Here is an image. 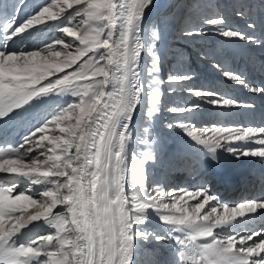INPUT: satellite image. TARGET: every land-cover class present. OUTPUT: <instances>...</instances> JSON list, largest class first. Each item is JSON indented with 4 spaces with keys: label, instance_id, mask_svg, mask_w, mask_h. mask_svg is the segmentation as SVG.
<instances>
[{
    "label": "snow or ice",
    "instance_id": "snow-or-ice-1",
    "mask_svg": "<svg viewBox=\"0 0 264 264\" xmlns=\"http://www.w3.org/2000/svg\"><path fill=\"white\" fill-rule=\"evenodd\" d=\"M152 6L153 0H50L23 17L21 0L11 11L4 6L0 121L49 96L72 99L33 123L17 146L0 147V173L7 174V185L0 187V264H138L144 242L169 239L175 240L178 255L156 264H264V229L240 233L224 227L237 216L264 210V200L229 207L205 188H168L149 176L146 165L158 160L152 148L155 138L149 127L138 131L137 118L144 124L153 121L161 111L160 85L165 83L159 75L162 32L155 23L147 32L143 27ZM38 26L54 27L64 36L36 48L10 47L19 38L42 32ZM209 34L259 43L254 35L227 26L224 16L204 14L185 30L187 36ZM145 55L149 59L142 66ZM213 67L249 92L264 94V87L251 84L243 72L219 62ZM192 79L187 72L169 73V92ZM187 92L197 101L167 111L194 113L201 100L215 109L253 107L214 90L189 87ZM166 126L180 128L213 161L218 150L237 158H264V127H197L184 121ZM137 143L144 146L139 155ZM34 151L38 154L32 155ZM21 178L29 189L14 194ZM32 185L40 189L33 191ZM201 196L203 200L197 199ZM192 199L197 202L188 205ZM210 201L216 204L201 215ZM29 206L38 210L24 217ZM153 216L165 226L163 233L147 227ZM41 220L54 231L22 241L20 230Z\"/></svg>",
    "mask_w": 264,
    "mask_h": 264
},
{
    "label": "bare ground",
    "instance_id": "bare-ground-1",
    "mask_svg": "<svg viewBox=\"0 0 264 264\" xmlns=\"http://www.w3.org/2000/svg\"><path fill=\"white\" fill-rule=\"evenodd\" d=\"M174 1L175 0H153V6L149 10H147L146 15H145V22L143 25V27L145 28L147 32L148 30H150V21L153 20L154 18L157 19L158 22L156 25L158 26V29L162 32L163 39H169L171 43L170 45L172 46L174 44H177L176 40H178L179 37H183L184 39L182 38L183 43L181 46L186 47V48H192V45L195 44L194 42L196 41V39L191 40V38L193 37L185 35V30L191 27L192 25H194L195 23H197L198 20H200L202 15L207 14V12L211 10V8L209 7L213 6V1H215V6L219 7L220 9L219 12L222 13V15L225 17V22L226 24L229 25V27L236 28L238 30L239 28H238V25L236 26V21L240 20V18H245L251 21L253 20L256 23V27H257L256 29L257 31L255 32L254 36L257 38V40L260 39V36L258 34L260 31L264 36V0H249V3L247 4V7H246L247 10H249V12L245 13V15L244 14L237 15L238 12H242L240 8V4H238L237 2L238 0H229L230 2H228V0H185L187 4L188 14L186 13V15L182 16L179 20V21H182V23L179 24V26H181V28H179L181 29L180 30L181 32L179 33V37H178L179 31L175 32L176 35L173 34V31H171L173 27H169V22H168L169 20H165L164 18H161L166 14L164 12L172 6ZM178 1H182V0H178ZM16 2L17 0H9V1L7 0L3 3L0 2V16L3 15L5 5H7L9 8V11H11V5ZM199 2L200 4L201 3L205 4L202 7L203 9L202 8L199 10L197 9ZM41 3L45 4L47 2L46 0H42ZM188 4H191V5L189 6ZM238 6L239 8H237ZM36 7H28V6H24L21 4V11L19 13V16L23 17L26 13H31ZM55 23H58V21L48 22V24L50 25L55 24ZM38 27L42 28L43 31L42 32L36 31L31 36H24L22 38H19L16 40L14 45L10 43V47L36 48L39 46V43H42L40 42V40L46 41L49 38L54 37V35L61 34V32L56 30L54 27H50V28H44V26H38ZM208 36H212V38L206 47H211L212 45L216 47L217 41L219 39L217 37L218 35L209 34ZM204 37L207 38V36H203V38ZM67 39H71V38H67ZM145 39H147V36H145ZM202 41H205V40H202ZM230 42H231L230 47H231L232 57L233 59H235L236 64L237 65L240 64L241 67H244V68L248 66L249 68V70H247V67H246V72H245V76L247 77L248 81H250V83L253 84L254 86L264 87V49L260 50V48L250 46L254 44L245 45L242 41L240 43H238L237 41H230ZM40 46H43V44H40ZM181 51L183 50L181 49ZM191 52L194 53V49ZM214 52L218 53L217 48H215ZM177 54L179 57L180 54L178 52ZM185 56L183 55V57ZM194 56L196 57V53ZM209 57H211L212 59L211 61L214 64L219 62L221 65H223L222 64L223 56L217 57L216 55L210 54ZM200 58H202V56L192 58L191 61H189V62L195 61V63L192 64L194 66H192L189 63L187 67H181V69L178 70L180 72L190 73L193 76L192 80L186 81L187 87L188 88L191 87L194 89H201L202 86H204V84L206 88L212 84V87H213L212 90H214L216 87H217L216 88L217 90L221 89L220 87H222L225 84V82H223V78L225 79V77L223 76L222 71L221 70L216 71L218 69H216L213 66H212L213 68L203 67L204 65L197 63V60H199ZM147 60L148 58L145 55L142 59V66H143V63ZM174 62H175L174 60L167 61V63H169V68H171V64L173 65ZM196 66L198 67V70H196L197 68ZM201 68H205V69L201 71ZM206 71L207 72L209 71L210 75ZM247 72H249L248 75L246 74ZM159 75H160V78L164 80L166 83V80L162 78L161 73ZM250 78L252 80H250ZM200 80H202V82H199ZM165 83H163L162 85H164ZM162 85H160V91L163 92L166 90V87L163 88ZM195 86H198V87L195 88ZM183 88L185 89L184 92L187 93L186 95H188L189 93L187 92L186 88L182 86L181 89ZM235 91H234V94L233 93L231 94V98H234L244 104L253 105V107L250 109L248 108V110L244 109L245 111L242 112L243 115L254 113L252 115H259L263 117L264 119V94L261 95V99L260 98L254 99V98H249L245 95H242L243 94L242 91L238 90L242 94L238 92L236 93ZM177 94H182V93L178 92L176 93V95ZM186 95H183V98L186 97L188 99ZM192 96L193 95H190L189 100L194 101V102L197 101L195 100L196 98L191 99ZM51 97L52 96L44 98V102L34 101L32 108L28 109L27 111H22L18 113L11 120L0 121V142L5 141L6 139L8 140L10 138L14 141L15 140L20 141L22 136L27 133V131L29 130V128L32 126L33 123L40 121L43 117H45L48 114V112L50 111L48 104H49V99ZM200 103H201V108L197 110L196 112L191 113L192 117L200 118L201 116L203 117V119L206 118L207 120L209 119L210 121L212 115H215V113H212L213 109H209L207 106H210V105H207V103H205L203 100H201ZM203 106H206V107H203ZM228 114L230 115L232 114V112L225 111V115L227 116ZM158 116L159 115L155 116V118ZM186 116L188 117L190 116V114L188 113L186 114ZM140 121H142V119L138 117L137 118L138 124ZM153 125H156V124H153ZM156 126L158 127L159 125H156ZM171 134H172L171 139L169 138L167 139V141L169 142V144H171L170 147L173 151L171 149L167 150L166 149L167 147L164 148L162 146L163 144H160L159 141L156 139L152 145L153 150L157 154L158 160L155 163L150 161L149 164L146 165L150 178H152L153 180H159L161 183H163L167 187L168 185H172L171 186L172 188H174L175 184H178L179 181H183L184 179H187L188 181L193 182V179L195 178L197 180V183L198 182L202 183V181L204 180L208 181V184L211 183L210 187H208L207 189L209 191V194L212 195L211 192H213L214 189H220L221 192L219 193V195H216V197L220 203L222 204L228 203L227 205H229V207L238 206L240 203L247 202L250 200H264V194L260 195L262 194V192L264 193V184L262 185L260 184L261 180H264V158L261 162L259 161L256 162V160L253 161V159L248 160L249 156L237 159L236 156L232 155L231 153H228L227 151L218 150L217 160L213 161L210 157H207L203 151L200 150L201 146L195 145V143L192 142L190 138H187L181 141V139L177 137V131L176 133L172 132ZM143 148L144 146L139 145L138 143L134 145V151L136 152L137 155H139V152ZM130 155H131V152H130ZM256 164L260 165L256 167V170L255 168H253L254 171H252V169L251 170L249 169L250 167ZM130 168H131V164L129 160V171H130ZM194 168H196L197 171L195 170V174L190 175L192 169ZM231 169H236V170H232L234 172L232 173L230 172ZM212 173H214L215 176H213ZM0 174H3V173H0ZM245 175H248V176L250 175L251 178L253 177L256 179V182L258 181V186L262 189L259 194L254 191V192H251L249 195H245L246 192L244 193V190H241V188H243L244 185L241 183L242 180L237 179V178H239L240 176H245ZM4 177L5 176H0V185L2 182L5 181L3 179ZM224 178L226 180L229 179L230 182H232L229 188H234V190L236 191L239 190L235 196L230 195L231 196L230 197L228 195L229 189L224 188L225 186H227V185H224L223 183V180H225ZM27 184H29L27 180L24 178H21L16 188L17 189L24 188V186H26ZM35 186L36 187L32 188V190L35 191L37 189L36 191H38L40 189V186L39 185H35ZM231 193H234V192H231ZM227 198L229 199V202L224 203ZM199 200H203V197L201 196ZM188 201H190L189 205H193L197 202L196 199H192ZM215 204H216V201H210L209 204L205 206V209L201 210V215H203L206 211L209 210V205H215ZM37 210H38L37 208H33L31 211L36 212ZM54 211H59V208ZM218 211L220 210L218 209ZM32 213L28 212L24 217H27L28 215H31ZM32 224H34V222H32ZM30 225L31 224H29L26 228H24L23 231H21L24 233V235L22 236L23 238L24 237H27V238L38 237L42 234L44 230L49 231V228L45 223L41 225L34 224L35 226H31V227ZM147 227L149 228L150 231H156V232H161V233H163L165 230V226H163L154 216L149 220ZM224 227H225V230L232 228L234 231H238L240 233L251 232V231H261L262 229H264V210L258 209L257 213H248L243 217L237 216L235 220L232 221L231 225H225ZM219 229L220 228L214 229V231H221V229L220 230ZM255 239L259 240V238H255ZM249 243H251V241H249ZM157 244L159 246H157ZM177 247L178 246L176 245L174 239H169V240L160 241V242H156V241L144 242L143 247L141 249V251L143 252V256L140 255L141 251L137 252L138 264H152V263L156 264L157 261L170 260L171 258H173L172 256H174L173 255L174 252L175 254H177L176 252ZM159 255L161 256L159 257ZM147 259H149L150 262H148Z\"/></svg>",
    "mask_w": 264,
    "mask_h": 264
},
{
    "label": "rangeland",
    "instance_id": "rangeland-1",
    "mask_svg": "<svg viewBox=\"0 0 264 264\" xmlns=\"http://www.w3.org/2000/svg\"><path fill=\"white\" fill-rule=\"evenodd\" d=\"M5 1H7V0H0L1 3L5 2ZM49 1L50 0H46L47 3ZM41 2H42V0H25V1L24 0H21V4L24 5V6H28V7H36V6H39V5H43V3H41ZM228 2H230V1L228 0ZM237 2H238V4H240V8H241V10H242V12H243L244 15H245V13L249 12V10H247V8H246L247 7V4L249 3V0H238ZM177 4H178V0H175L173 2L172 6L168 10H166L164 12V13H166L165 16L166 15H169V17L167 19V20H169L168 21L169 22V27H173V25L178 21V17L180 16V14L182 12L183 6H181V8L178 10L177 9ZM181 5H183V4H181ZM188 5L190 6L191 4H188ZM204 5H205L204 3H201L200 4V2H199L198 3V6H197L198 7L197 9L198 10L201 9ZM209 8H211V10H209L210 12L209 11L207 12L208 15L213 16V17H215V16H223L222 13L219 12L220 11L219 7H216L215 6V1H213V6L212 7H209ZM237 8H239V6ZM192 11H194V10H192ZM182 20H183V18H182ZM152 21L153 20L150 21V28L152 26ZM249 23L254 24L255 27L252 28V29H250L248 27ZM226 25L229 26L228 24H226ZM237 25H238V28H239L238 31L242 29L241 31L244 32V33H246V34L255 35V32L257 31L256 30L257 29L256 23L253 20L251 21V20H247L245 18H240V20H237L236 21V26ZM232 29L233 30H237L236 28H232ZM180 32L181 31L178 32V35H179ZM258 34L260 36V39H258L259 43H256V44L250 45V46L251 47H257V48H260V50H262V49H264V36L261 33V31ZM62 36H64L63 33H61L60 35H54V37L49 38L46 41L49 42V43H51L52 41H54L57 38H60ZM192 37L195 38V36H192ZM217 37L219 39L217 41L216 47L214 45H212L211 47H206L207 44L211 41V38H212V36H208V35H207V38H205V37L203 38V36H201L200 38L198 37L199 39L198 38H195L197 42L194 40L195 41L194 42L195 44L192 45V48H186V47L181 46L182 43H183L182 42V39H181V41L176 40L177 44H174L173 46L172 45H165V44H163V50H162L163 51V55H162V67H161V72L160 73L163 72L165 75H162L161 74L162 75V78H164L167 81V76H168L169 73H171L173 71H178L179 69H181V67H187V65H189V63L191 65L194 64L195 61H192V62H189V61H191L192 58H196V57H199V56H202V58H200L199 60H197V63L198 64L204 65L203 67H205V68H213L212 66H213L214 63L211 61L212 60L211 57H209L210 54L216 55L217 57H222L223 56V58H222V64L224 66L223 65L222 66L224 68L231 69V70H234V71H237V72H243L244 75H245L246 67H247V70H249V68H248V66H246L244 68V67H241L240 64H238V65L236 64L235 59H233V57H232V52H231V47H230L231 42L228 41V40H226V39H224V38H222V37H220V36H217ZM217 37H215V38H217ZM202 40H205V41H202ZM46 41L45 40H40V42H42V43H39V46H40V44H43ZM237 42L240 43L241 41H237ZM243 43L245 45L249 44V43H245V42H243ZM199 45H200V47H199ZM215 48H217L218 53L214 52ZM181 49L183 51H181ZM193 49H194V53L191 52V51H193ZM177 52L180 54L179 57H178ZM195 53H196V57L194 56ZM183 55L184 56L186 55V56L183 57ZM175 59L177 61L174 62L173 65L171 64V68H169V63H167V61H169V60H174L175 61ZM233 60H234V62H233ZM192 66H194V65H192ZM205 68H201V71L204 70ZM196 70H198V67L196 68ZM216 71H219V70H216ZM207 73L210 75V72L209 71ZM246 74L248 75L249 72H247ZM250 80H252V79L250 78ZM199 82H202V80H200ZM223 82H225V84L222 87H220L221 89H218L217 90L216 89L217 87H216L214 89V91H217V92H219L221 94H227L229 97H231V94L232 93L234 94V91L235 90H236L235 91L236 93L238 92L240 94H242V93L239 92V91H242L243 92L242 95H245V96H247L249 98H254V99H256V98L259 99L260 98L261 99V95L262 94L248 92L247 91V88H245L243 86H240L238 84H235L234 82H232L230 80H227L226 78L225 79L223 78ZM197 83H198V81H197ZM162 86H163V88L166 87V90L165 91H163V92L161 91L162 96H161L160 106H161L162 110H161V112H159V116L154 119V122L156 123V125H159L158 127H160V128H158L156 125H154L156 127V130H155L149 124H144V122L142 120V121L139 122V125H141V127L138 128V131L142 133V128L143 127H149V129H150L153 137L156 140H158L160 144H163L162 146L164 148L167 147L166 148L167 150L171 149V147H170L171 144H169V142L167 141V139H169V138L171 139V137H172V134L171 133L172 132L176 133V131H177V137H179L181 139V141L188 138V137H186V135L184 134V132L180 128H178V127H174L173 129H168L166 125L169 122H172V123L175 124L178 121H184L186 123L195 124L197 127H204L205 125H207V126L210 127L213 124L223 125V126H237V127H239V126H243V127H249V126H251V127H264V119H263V117H261L259 115H252L254 113H252V114L250 113L248 115H246V114L243 115L242 114V112L245 111L244 109L248 110V108H245V107L233 108V109L230 110V109H215L211 105L210 106H207L209 109H213V112L212 113H215V115H212V117H211V120H210L211 122L209 121V119L208 120L206 118L203 119V117H201V116H200V118L199 117L193 118L190 112H186V113H182V114L171 113V112L167 111V109L169 107H172V106H186V105H188V104H190V103H192L194 101L189 100L190 95L189 94L186 95L187 93L184 92V90H185L184 88L181 89V87L184 86L186 88V90H187L188 87H187L186 81L183 82V84L180 85V86L179 85H176L175 86L176 87V91L175 92H169V90H167L170 87L167 82L164 85H162ZM196 87H198V86H195V88ZM212 89H213L212 84L210 86H208L207 88H206V86L204 84V86H202L201 89H197V90H212ZM178 92L179 93H182L183 95H186L188 97V99L186 97H185L186 99L183 98V95L182 94H177L176 95V93H178ZM194 98H196V97L192 96L191 99H194ZM71 99H72V97L71 96H67V95H65V96H52L49 99L48 106H49V110L50 111L48 112V114L51 111L55 110L57 107L62 106L63 104H66L67 102H70ZM195 100H197V98ZM242 104H244V103H242ZM207 105H209V104H207ZM203 107H206V106H203ZM232 110H234V111H232ZM225 111H227V112L231 111L232 114H230V115L228 114L226 116L225 115ZM216 112H218V113H216ZM188 113L190 114V116L187 117L186 114H188ZM256 120H258V121H256ZM19 142H20L19 140H15L14 141L11 138L8 139V140L6 139L5 141L0 142V147H6L8 145L17 146ZM250 147L255 148V147H260V146L259 145H256V144H252V145H250ZM37 154H38V152H36V151H34L32 153V155H37ZM240 158H242V157H240ZM249 159H253V161L256 160V162L257 161L261 162L263 160V158L261 159L260 157H252V156H249L248 160ZM254 166H252V168H255V170H256V167H258L260 165L256 164ZM195 170H196V168L192 169L190 175L195 174ZM231 170H236V169H231ZM130 171H131V168H130ZM130 171H129V177H130ZM6 175L7 174H4V173L3 174H0V176H6ZM210 184L211 183L208 184V181H205V180L202 181V183L201 182H198L197 183V180L195 178L193 179V182L188 181L187 179H184L183 181H179L178 184H175L174 189H178V188L180 189V188H182V189H186V190H189V191H195V190H199L201 188L208 189V187H210ZM6 185H7V182L4 181V182L1 183L0 187L6 186ZM27 186H29V184H27L26 186H24V188H21V189L18 188L19 190L16 188L14 190V194H16L18 192H26L29 189V187H27ZM171 186L172 185H168V188H172ZM35 187H36L35 185H32L31 186V188H35ZM220 192H221L220 189H214V191L211 192V194L214 195V196H216V195H219ZM237 192L238 191H235L234 192L235 194L234 193H229L228 195L229 196L230 195L231 196H235L237 194ZM263 194L264 193L262 192V194H260V195H263ZM34 198L40 199V197L38 195L37 196H34ZM227 202H229V199L228 198L226 199V201L224 203H227ZM187 204L189 205L190 204V201H187ZM33 208H36V207L29 206L25 210L24 216L28 212H30V213H32V212L33 213H36L34 211H31ZM219 210H220V212L223 211L221 209H219ZM16 215H20V213H16ZM43 223H44L43 220H41V221H34V224L35 225H41ZM11 224H12L11 221L6 220V225L7 226L10 227ZM34 224H31L30 227L31 226H35ZM23 230H24V228L22 230H20V231H23ZM50 231H54V230L53 229H49V231L48 230H44L41 235L47 234ZM17 235H19V233ZM21 238H22L21 240L24 241V242L31 241V240H36L37 239V237H29V238H27V237H24V238L21 237ZM157 246H159V245L157 244ZM169 252H171V251H169ZM140 255L143 256V252L142 251H141ZM173 255L175 256L177 254H175V252H174ZM160 256L161 255H159V257ZM147 260H148V262H150L149 259H147Z\"/></svg>",
    "mask_w": 264,
    "mask_h": 264
}]
</instances>
